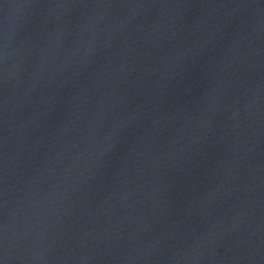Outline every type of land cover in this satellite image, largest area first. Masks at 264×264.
I'll return each mask as SVG.
<instances>
[{
    "label": "water",
    "instance_id": "obj_1",
    "mask_svg": "<svg viewBox=\"0 0 264 264\" xmlns=\"http://www.w3.org/2000/svg\"><path fill=\"white\" fill-rule=\"evenodd\" d=\"M0 264H264V0H0Z\"/></svg>",
    "mask_w": 264,
    "mask_h": 264
}]
</instances>
